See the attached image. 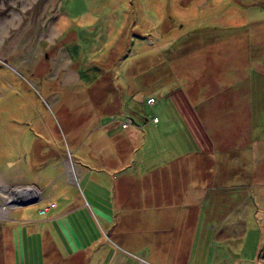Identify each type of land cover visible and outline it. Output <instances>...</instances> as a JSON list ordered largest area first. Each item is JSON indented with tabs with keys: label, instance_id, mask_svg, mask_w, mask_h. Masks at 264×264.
I'll use <instances>...</instances> for the list:
<instances>
[{
	"label": "rangeland",
	"instance_id": "rangeland-1",
	"mask_svg": "<svg viewBox=\"0 0 264 264\" xmlns=\"http://www.w3.org/2000/svg\"><path fill=\"white\" fill-rule=\"evenodd\" d=\"M1 169L0 264H264V0H0Z\"/></svg>",
	"mask_w": 264,
	"mask_h": 264
},
{
	"label": "crops",
	"instance_id": "crops-1",
	"mask_svg": "<svg viewBox=\"0 0 264 264\" xmlns=\"http://www.w3.org/2000/svg\"><path fill=\"white\" fill-rule=\"evenodd\" d=\"M207 1H210V0H206V2ZM219 2L220 1H218V2H216L215 4H219ZM247 7V6H246ZM244 12H245V10H243ZM242 34H244V31L243 32H238L237 33V35H242ZM226 39H229V38H226ZM155 102V100H154V98H153V102L152 103H150V105L151 104H153ZM212 105L213 106H217L220 110H222L223 112H226L227 113V115H228V119H227V121H228V123H229V125H231L232 124V116H233V114L234 113H236V112H234L233 111V109L231 108V105H230V103L229 102H227V99L225 98V97H220V96H218V97H216L215 99H214V101L212 102ZM247 115H248V118H247V123H246V128H247V126L249 125V124H253V122H252V118H251V112H250V110L248 109L247 110ZM153 117H156V116H152L151 117V120L153 121ZM146 119H143L142 121H145ZM154 122V121H153ZM156 122H158V120L156 121ZM223 122V120H219L218 121V125L220 124V123H222ZM261 122V121H260ZM258 123V122H257ZM229 125H226V126H222V127H218L219 129L220 128H225V127H227V126H229ZM128 126V125H127ZM126 126V127H127ZM232 126V125H231ZM218 129V130H219ZM246 136H250V134L249 133H247L246 135H244L243 136V138L245 139L246 138ZM213 142H214V144H215V146H216V148L218 149V150H220V146H217L216 145V134L214 135V137H213ZM201 144H203L202 142H200ZM204 146L203 147H209V144L205 141L204 142ZM211 148V145H210V147H209V149ZM235 148V144H228V145H226V149L228 150V151H232L233 149ZM199 156V155H198ZM232 158V157H231ZM69 162H67L66 160L64 161V164H65V166H69L70 167V165L68 164ZM68 166H67V168H68ZM223 177V174L222 173H220L217 177H215L214 179H218V178H222ZM223 186V185H222ZM39 189L34 185V184H32L31 182H21V181H18V180H16V178H15V180H14V178H12V179H6V173H5V169H1V171H0V197H4V198H6V199H8V200H13V197L15 196V194L16 195H18V198L20 199V200H22V201H24V200H27L28 202L30 201V200H37L38 199V194H39ZM13 192H15V194H13ZM1 199V198H0ZM28 199H30V200H28ZM17 204H13V205H11V206H16ZM50 207H53L52 205H51V203H50V206L48 207V206H45L44 208H43V210L42 211H48L49 210V208ZM49 243H47V246L49 247ZM43 248H44V246H43ZM44 250H45V248H44ZM43 250V251H44ZM43 259H45L44 261H47V260H51L52 259V257L51 256H48V257H46L45 258V255H44V257H43Z\"/></svg>",
	"mask_w": 264,
	"mask_h": 264
},
{
	"label": "water",
	"instance_id": "water-1",
	"mask_svg": "<svg viewBox=\"0 0 264 264\" xmlns=\"http://www.w3.org/2000/svg\"><path fill=\"white\" fill-rule=\"evenodd\" d=\"M13 194H15V192H13ZM0 198H1L0 199V202L5 203V204H9L10 202H13L14 204H17V205L18 204L24 205V204H28V203L35 202L36 201V200H30V199H28V200H30L29 202L27 200L22 201V200H20L18 198V195H16V194L13 197V200H8V199H6L4 197H0Z\"/></svg>",
	"mask_w": 264,
	"mask_h": 264
},
{
	"label": "trees",
	"instance_id": "trees-1",
	"mask_svg": "<svg viewBox=\"0 0 264 264\" xmlns=\"http://www.w3.org/2000/svg\"><path fill=\"white\" fill-rule=\"evenodd\" d=\"M236 1V0H235ZM237 1H239V0H237ZM234 3V2H233ZM243 3L241 2V5L240 4H238V2H237V5L238 6H241V7H244V4L242 5ZM234 5H235V3H234ZM238 9H241V8H238ZM152 97H149L148 99H147V103H148V101L151 99ZM153 99V98H152ZM148 104H150V103H148ZM157 118V117H156ZM143 119H146V117H143V116H141V121L143 120ZM157 120H158V118H157ZM156 120V121H157ZM124 122V121H123ZM121 127L123 128V127H125V126H122V122H121Z\"/></svg>",
	"mask_w": 264,
	"mask_h": 264
},
{
	"label": "built area",
	"instance_id": "built-area-1",
	"mask_svg": "<svg viewBox=\"0 0 264 264\" xmlns=\"http://www.w3.org/2000/svg\"><path fill=\"white\" fill-rule=\"evenodd\" d=\"M149 102L152 103V102H153V99L151 98V99L149 100ZM152 119H153V121H156V120H157L156 117H153ZM129 122H130L129 119H128L127 121L122 122V126H125V127H126V126L128 125Z\"/></svg>",
	"mask_w": 264,
	"mask_h": 264
},
{
	"label": "bare ground",
	"instance_id": "bare-ground-1",
	"mask_svg": "<svg viewBox=\"0 0 264 264\" xmlns=\"http://www.w3.org/2000/svg\"><path fill=\"white\" fill-rule=\"evenodd\" d=\"M53 206V204H51Z\"/></svg>",
	"mask_w": 264,
	"mask_h": 264
}]
</instances>
